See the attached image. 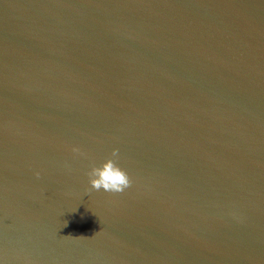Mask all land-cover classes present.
<instances>
[{"label": "water", "instance_id": "obj_1", "mask_svg": "<svg viewBox=\"0 0 264 264\" xmlns=\"http://www.w3.org/2000/svg\"><path fill=\"white\" fill-rule=\"evenodd\" d=\"M0 264H264V0H0Z\"/></svg>", "mask_w": 264, "mask_h": 264}, {"label": "clouds", "instance_id": "obj_2", "mask_svg": "<svg viewBox=\"0 0 264 264\" xmlns=\"http://www.w3.org/2000/svg\"><path fill=\"white\" fill-rule=\"evenodd\" d=\"M112 157L114 159H109L101 167H95L90 171L89 178L93 189L123 192L125 188L130 186L131 182L128 175L116 163V159L119 158L118 150L113 151Z\"/></svg>", "mask_w": 264, "mask_h": 264}]
</instances>
